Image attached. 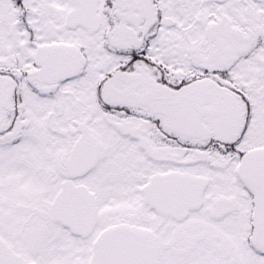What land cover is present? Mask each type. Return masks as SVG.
<instances>
[{"label":"snow or ice","instance_id":"obj_1","mask_svg":"<svg viewBox=\"0 0 264 264\" xmlns=\"http://www.w3.org/2000/svg\"><path fill=\"white\" fill-rule=\"evenodd\" d=\"M0 264H264V0H0Z\"/></svg>","mask_w":264,"mask_h":264}]
</instances>
